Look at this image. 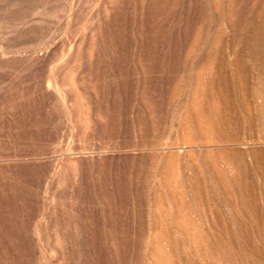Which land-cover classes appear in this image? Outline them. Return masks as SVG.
<instances>
[{
  "label": "rangeland",
  "instance_id": "rangeland-1",
  "mask_svg": "<svg viewBox=\"0 0 264 264\" xmlns=\"http://www.w3.org/2000/svg\"><path fill=\"white\" fill-rule=\"evenodd\" d=\"M0 264H264V0H0Z\"/></svg>",
  "mask_w": 264,
  "mask_h": 264
}]
</instances>
